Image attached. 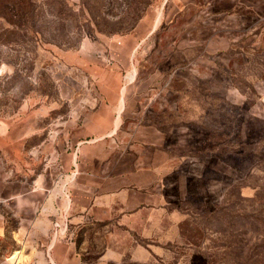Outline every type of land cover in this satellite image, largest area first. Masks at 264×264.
Returning a JSON list of instances; mask_svg holds the SVG:
<instances>
[{
	"label": "rangeland",
	"instance_id": "obj_1",
	"mask_svg": "<svg viewBox=\"0 0 264 264\" xmlns=\"http://www.w3.org/2000/svg\"><path fill=\"white\" fill-rule=\"evenodd\" d=\"M181 1L178 11L171 0H0L6 194L14 181L29 189L30 165L43 169L34 136L13 151L12 126L20 112L60 109L61 52L148 33L137 73L160 94L164 203L130 225L78 231L86 264H264V0ZM17 250L6 236L0 264H14Z\"/></svg>",
	"mask_w": 264,
	"mask_h": 264
},
{
	"label": "crops",
	"instance_id": "obj_2",
	"mask_svg": "<svg viewBox=\"0 0 264 264\" xmlns=\"http://www.w3.org/2000/svg\"><path fill=\"white\" fill-rule=\"evenodd\" d=\"M171 1L178 11L186 7ZM163 18L146 15L142 22ZM147 34L84 40L62 51L60 109L18 113L13 151L20 155L34 136L31 150L43 151L44 166L35 174L29 166L28 190L17 189L21 181L7 194L0 190V242L8 235L16 241L14 264H86L78 231L130 225L164 203L165 151L153 121L164 116L155 107L160 94L137 73L149 51ZM6 144L1 136L0 150Z\"/></svg>",
	"mask_w": 264,
	"mask_h": 264
}]
</instances>
